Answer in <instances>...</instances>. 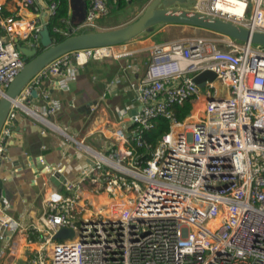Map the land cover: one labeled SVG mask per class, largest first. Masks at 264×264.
Segmentation results:
<instances>
[{
  "label": "built area",
  "instance_id": "obj_1",
  "mask_svg": "<svg viewBox=\"0 0 264 264\" xmlns=\"http://www.w3.org/2000/svg\"><path fill=\"white\" fill-rule=\"evenodd\" d=\"M84 1L82 21L68 15L50 32L68 38L95 31L110 5L134 0ZM15 2V12L0 17V100L24 66L17 46L43 50L41 33L58 8L56 0ZM195 11L264 33V0H207ZM150 52L146 74L133 86L139 109L130 117L129 135L120 134L101 155L58 130L64 146L73 144L95 161L76 182L64 183V197L46 202L35 225L42 236L38 248L23 264H264V46L214 33L165 41ZM119 56L110 47L73 51L34 76L0 129V167L9 160L14 110L31 114L23 102L43 80L70 65ZM203 72L215 78L198 89L194 77ZM215 82L227 90L225 96ZM202 89L198 117L177 119L172 107L201 97ZM42 97L49 99L46 92ZM57 107L50 105L47 113ZM158 117L169 130L145 160L138 152L148 150L142 135ZM84 187L100 200L83 195ZM7 208L0 195V240L18 228ZM60 230L73 237L54 240Z\"/></svg>",
  "mask_w": 264,
  "mask_h": 264
},
{
  "label": "crops",
  "instance_id": "obj_2",
  "mask_svg": "<svg viewBox=\"0 0 264 264\" xmlns=\"http://www.w3.org/2000/svg\"><path fill=\"white\" fill-rule=\"evenodd\" d=\"M15 1L2 3L0 17L15 12ZM206 1L199 0L198 3ZM68 4V15L73 20L80 21L77 13L84 18V0H68ZM142 7L144 5L137 7L139 10L132 18L105 28L126 25L144 12ZM195 7L190 11H195ZM110 8L113 9L111 5ZM175 8L189 11L183 7ZM206 35L213 37L214 33L179 24L152 26L131 41L110 47L119 57L90 60L81 67L70 65L61 75L43 80L35 90L37 97L30 96L23 102L31 114L21 108L14 110L13 134L8 144L9 160L1 164L0 180L4 193L1 197L8 203L5 213L18 228L15 232L7 231L0 240V250H4L0 264H23L31 256V250L38 248L42 237L35 225L45 211L46 202L64 197V183L76 182L79 172L95 161L92 154L75 151L73 144L64 146L58 130L94 153L105 155L116 137L130 133V117L139 109L135 87L146 74L151 60L150 49L165 41ZM214 84L222 95L227 94L218 82ZM43 92L49 95V99L42 97ZM197 100L203 102L201 106H196ZM191 102L190 114L196 119L204 107L203 95ZM52 104L58 106L56 112L47 113ZM92 106L96 107L93 112L90 111ZM132 146V143L127 145L128 148ZM54 173H59L65 180L60 186L51 181ZM87 190L84 187L83 195Z\"/></svg>",
  "mask_w": 264,
  "mask_h": 264
},
{
  "label": "water",
  "instance_id": "obj_3",
  "mask_svg": "<svg viewBox=\"0 0 264 264\" xmlns=\"http://www.w3.org/2000/svg\"><path fill=\"white\" fill-rule=\"evenodd\" d=\"M187 0H152L144 12L137 20L125 26L103 32H86L65 38L59 43L53 44L48 27H44L41 33V46L43 50L37 51L21 45L17 48L22 55L24 66L15 79L6 89L4 96L0 100V129L11 108L16 104L23 88L36 76L45 66L56 58L78 50L94 49L101 47H113L131 41L152 26L159 24H179L202 28L217 34L225 35L236 41L264 46V33L251 32L245 28L234 25L202 14L196 11H186L182 9L170 8L174 4L186 3ZM79 20L83 18L77 13ZM215 75L211 72H203L194 77V82L198 89L203 88L204 82L213 81ZM31 97H37L33 91ZM51 181L60 186L65 180L59 173L51 177ZM0 181V195L2 193ZM73 233L67 230H60L54 235V240L61 241L71 239Z\"/></svg>",
  "mask_w": 264,
  "mask_h": 264
},
{
  "label": "trees",
  "instance_id": "obj_4",
  "mask_svg": "<svg viewBox=\"0 0 264 264\" xmlns=\"http://www.w3.org/2000/svg\"><path fill=\"white\" fill-rule=\"evenodd\" d=\"M58 2V8L56 16L51 20L50 24L48 25L49 32L51 31L52 27L57 26L62 19L68 17V0H56ZM125 7L123 2L119 3L116 7L118 9H122ZM50 35L55 40V43H59L65 38L56 36L50 32ZM173 112L175 113L177 119L182 120L183 117L188 115L192 110V102L187 101L183 105L178 106L174 105L172 107ZM169 124L168 121L162 117H158L152 121V125L148 130H145L142 135V139L147 146L148 150L145 148H141L138 150L139 153L144 154L145 160H148L150 157L147 152L153 151L157 146L158 142L163 138V136L168 132Z\"/></svg>",
  "mask_w": 264,
  "mask_h": 264
},
{
  "label": "rangeland",
  "instance_id": "obj_5",
  "mask_svg": "<svg viewBox=\"0 0 264 264\" xmlns=\"http://www.w3.org/2000/svg\"><path fill=\"white\" fill-rule=\"evenodd\" d=\"M151 1L152 0H139V1H137V2H135L133 4H131V5H127L126 7L122 8V9H118L116 7H113V9L111 10V12L106 17H102V18L97 19V21H96V26L97 27H96L95 31H92V32H103V31H109V30H113V29L118 28V27H111V29H107V28H105V26H107V25L108 26H113V23L120 22V21H123V20H127V19L132 18L133 15L137 14V12L139 10V8H137V7L144 5V7H142L141 11L142 10H145L144 8H146L150 4ZM198 1L199 0H187L186 3L174 4L170 8L183 7V8H186L187 10L190 11V10H192V8H194L195 5H197ZM138 17H135V19H132L127 24H130L131 22L137 20ZM122 26H125V25H122ZM122 26H119V27H122ZM206 36H208V35H206ZM199 94L200 95H204V89H202L199 92ZM202 103L203 102L200 101V100H197L195 102L196 106H201ZM201 110H202V108H201ZM194 111H195V109H194Z\"/></svg>",
  "mask_w": 264,
  "mask_h": 264
},
{
  "label": "bare ground",
  "instance_id": "obj_6",
  "mask_svg": "<svg viewBox=\"0 0 264 264\" xmlns=\"http://www.w3.org/2000/svg\"><path fill=\"white\" fill-rule=\"evenodd\" d=\"M234 11H235L236 13H240V12H241V8H240V7H236V9H234ZM86 195L90 196L94 202H97V201L100 200V197L95 196V195H92V194H90L89 192H86Z\"/></svg>",
  "mask_w": 264,
  "mask_h": 264
}]
</instances>
